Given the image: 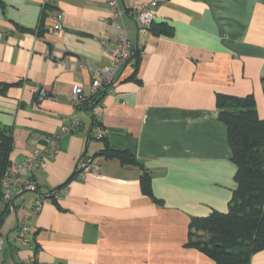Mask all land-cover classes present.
I'll list each match as a JSON object with an SVG mask.
<instances>
[{"label": "crops", "instance_id": "crops-1", "mask_svg": "<svg viewBox=\"0 0 264 264\" xmlns=\"http://www.w3.org/2000/svg\"><path fill=\"white\" fill-rule=\"evenodd\" d=\"M128 38L140 49L102 101L101 124L72 104L74 86L91 95V73L55 61L78 59L105 68L119 30L102 0H0V126L12 132L10 166L61 134L78 117L81 130L62 135L60 152L33 174L37 193L11 209L2 200L5 239L1 264H216L186 247L192 218L227 212L237 188V166L221 121L218 94L252 97L264 120V0H166L152 31L139 34L138 7L152 0H118ZM50 13L41 24L43 11ZM63 14V29L51 16ZM51 53L52 58H48ZM45 89L48 98L40 101ZM90 131H93L90 139ZM130 152L140 166L96 156L104 142ZM95 169L72 180L39 214L41 194L62 187L84 153ZM8 168V170H9ZM151 176L153 196L141 175ZM34 231L36 252L22 246L18 227ZM251 264H264V251Z\"/></svg>", "mask_w": 264, "mask_h": 264}, {"label": "trees", "instance_id": "trees-1", "mask_svg": "<svg viewBox=\"0 0 264 264\" xmlns=\"http://www.w3.org/2000/svg\"><path fill=\"white\" fill-rule=\"evenodd\" d=\"M49 16L50 13L44 9L41 21L43 26ZM153 24L150 31L155 29ZM140 54L139 47L134 44L128 64L133 63L136 68ZM112 87L105 86L90 95L81 110L92 116L93 107L102 104ZM217 105L221 121L228 131L233 161L237 166V188L227 212L213 211L207 217L191 219L185 246L202 252L216 264H251L254 255L264 251V120L259 118L254 100L250 96L238 98L218 94ZM92 120L94 128L101 124L94 117ZM92 133L90 139L93 137ZM100 140L104 142V148L96 156L117 159L123 165L142 166L130 152L112 149L105 136ZM11 151V129L0 126V201L1 182L10 166ZM86 156L91 157L85 152L82 157ZM79 175L77 167L65 185L49 192L67 188ZM141 186L144 194L151 196L157 203L161 202L152 194L151 176L146 171L141 175ZM50 200L57 201L54 198ZM6 213L7 210L0 212V223ZM36 250L37 247L34 251Z\"/></svg>", "mask_w": 264, "mask_h": 264}, {"label": "built area", "instance_id": "built-area-1", "mask_svg": "<svg viewBox=\"0 0 264 264\" xmlns=\"http://www.w3.org/2000/svg\"><path fill=\"white\" fill-rule=\"evenodd\" d=\"M110 9V18L107 23L114 25L119 30V36L115 45H110L107 41L102 42L104 52L110 56L109 65L105 68H97L94 65L78 60L55 61L57 64L64 66L69 70H88L91 73V95L97 93L105 86H113L119 77L121 70L128 64L131 57L134 43L128 38L125 27L123 25V18L126 16V11L120 6L118 0H102ZM166 0H152L149 3L138 7L135 15V23L139 34H145L150 31L152 24L155 21L156 9ZM53 22L52 28L56 32L63 29V14L60 12L54 13L51 16ZM48 58H52L51 53H47ZM48 93L45 89L39 92V100L47 99ZM89 96L84 94V91L79 86H74L72 94V104L80 110L83 104L87 101ZM103 112L102 104H98L92 109V117L101 122V115ZM81 128V124L77 115L67 120L61 128L60 135L43 137V146L41 149L35 151L30 157L23 162L16 164L9 168L7 174L2 179V202L7 209H11L16 200L25 193H37L38 186L33 178L34 172L37 170H45L50 161H52L60 152V139L62 135L77 133ZM96 139H102L103 133H97ZM95 169L94 160L91 157H82L78 164L80 175L90 172ZM67 189L55 190L41 194L39 198L32 205L30 212L32 214H39L46 201L54 198L56 200ZM19 234L22 238V246L31 250H35V242L33 240L34 231L25 222L20 223L18 227ZM5 239L0 235V264L2 262V252L4 249Z\"/></svg>", "mask_w": 264, "mask_h": 264}, {"label": "water", "instance_id": "water-1", "mask_svg": "<svg viewBox=\"0 0 264 264\" xmlns=\"http://www.w3.org/2000/svg\"><path fill=\"white\" fill-rule=\"evenodd\" d=\"M92 133V131H90V134ZM80 161V160H79ZM78 164H79V162H78ZM78 164H77V167H78Z\"/></svg>", "mask_w": 264, "mask_h": 264}]
</instances>
